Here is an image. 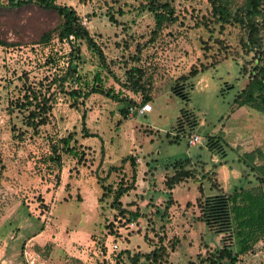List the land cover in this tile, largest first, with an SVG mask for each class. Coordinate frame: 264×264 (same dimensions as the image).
<instances>
[{"label":"rangeland","instance_id":"374dc122","mask_svg":"<svg viewBox=\"0 0 264 264\" xmlns=\"http://www.w3.org/2000/svg\"><path fill=\"white\" fill-rule=\"evenodd\" d=\"M56 3L74 10L104 56L103 66L81 45L77 69L82 81L91 84L97 74L105 88L138 104L140 94L126 91L120 83L125 71L139 68L151 111L135 115L136 111L123 120L121 105L109 99L91 95L83 106L75 108L66 95L58 94L47 125L35 132L25 128V113L14 107V102L21 98L25 85L35 86L62 71L69 49L55 39L47 46L29 44L41 31L57 24L54 14L35 8L0 9V42L15 44H0V264H120L116 262L120 251L147 253L156 237L164 245L177 241L173 251L167 249L163 264H199V257H205L206 252L220 248L223 242H234L212 233L198 220L195 200L199 185L204 195L213 194L211 181L225 193L239 187L264 192V185L255 180L258 163L245 158L254 149L264 154V115L232 105L247 83L240 67L251 59L238 46V30L231 26L221 30L209 25L210 31L196 27L208 14V5L173 0L177 22L148 43L153 21L140 0ZM215 39L224 41L229 51H237L241 58H228L179 84L187 101L174 97L171 89L176 80L191 66L209 63V56L218 52L216 48L203 50ZM47 55L54 60L48 66L44 64ZM83 109L86 128L96 138L81 137ZM183 110L196 121L192 132L188 131L191 117L184 119ZM179 127L184 134L176 132ZM71 132L75 133L71 145L81 160L62 156L57 173L45 162L49 143ZM189 133L200 139L195 146H187ZM207 135L220 139L225 158L220 157V151L206 149ZM127 156L134 159L135 188L120 202L124 211L136 217L119 215L109 206L111 196L104 197L100 188L113 189L121 177H130L129 163L120 167ZM185 159L192 161L198 175L168 191L165 178L172 175L174 162ZM199 162L205 165L203 171L197 167ZM110 167L117 170L109 172ZM202 174L209 181L202 179ZM168 193L171 203L167 206ZM123 261L127 264L124 257ZM236 264H264V237L239 256Z\"/></svg>","mask_w":264,"mask_h":264},{"label":"trees","instance_id":"16d2710c","mask_svg":"<svg viewBox=\"0 0 264 264\" xmlns=\"http://www.w3.org/2000/svg\"><path fill=\"white\" fill-rule=\"evenodd\" d=\"M0 9L6 12H15L22 9L35 8L44 13H52L57 18V24L51 29L41 31L29 44L47 46L52 39L58 44L66 43L68 46L66 66L57 74H52L38 82L35 86L25 85L20 99L14 102V107L24 112L22 123L25 128L31 131H37L48 123L52 104L55 102L58 94L66 95L72 101V107L83 106L84 101L91 95H98L120 104L119 115L121 119L126 120L129 115V109L138 108L135 115L139 113L140 108L151 101L148 95L149 91L141 83L142 71L133 67L124 72V82L120 86L128 92L139 93L140 103L122 97L119 92H114L112 88H105L96 74L91 84L82 81L78 74L81 55L80 47L85 45L86 49L94 53L99 62L104 66V56L88 33L87 29L81 24L79 17L70 7L57 4V0H3ZM205 2L209 11L205 17H201L196 27L202 26L205 30L209 25H216L221 30L225 26H231L238 30V46L243 55H251L250 61H245L240 67L241 76L247 77V83L235 96L232 101L233 108L245 106L264 115V0H239V3H233L231 0H196ZM173 0H140V6L152 18L153 30L149 34L148 43L155 41L163 28L167 25L177 22ZM121 14V13H120ZM109 20H113L109 17ZM69 37L72 39L70 40ZM7 47L14 46V43H3ZM216 48L217 53L210 55L211 60L207 64H200L198 67L191 66L186 75L180 76L172 87V95L180 100L187 101L188 98L182 91V84L189 79L197 77L200 73L214 68L217 64L226 61L228 58H241L237 51H229L228 45L220 39H215L213 45L208 47L204 45L203 50ZM214 56V57H213ZM50 55H47L44 64L48 66L53 63ZM181 84V85H179ZM186 110L180 114L184 119L191 117L188 124V131L196 127V121L193 120V114ZM86 111L83 109L80 116L81 137L96 138L90 133L85 125ZM176 129V132L184 134L183 129ZM190 135V133L188 134ZM75 133H68L65 137L49 143V152L45 157L47 166H51L60 172L62 156L81 160V155L75 149L71 142H74ZM188 137V136H187ZM178 138L176 133L174 140ZM206 149L208 151L219 152L221 158H225V153L219 145L220 139L213 136H206ZM249 161H256L258 176L255 180L259 186L264 185V154L260 149H254L245 154ZM129 163L130 177L124 179V176L116 184L115 188L103 187L102 195L111 196L110 207L118 214L136 217L137 215L124 211L121 207L120 199L129 191L135 188V164L130 156L124 157L120 161V167ZM222 165V163H219ZM204 164L198 163L197 167L203 171ZM255 168V169H256ZM115 167H110L109 172L116 171ZM199 171L192 165L190 159L176 161L172 165V175L165 178L164 184L168 191L186 180H195ZM207 179L205 174L200 176ZM58 180V176H57ZM209 181V180H208ZM58 184V183H56ZM209 190L213 192L210 195H204L202 187L198 186L199 196L195 200L196 208L199 212L198 220L204 226L216 235H224L229 241L220 248H215L206 252V256L199 257V264H236L238 257L249 252L253 245L264 237V192L261 188L254 191H244L241 187L234 188L232 193L223 192L218 185L211 181ZM170 205V193L167 195ZM41 208L43 205L40 204ZM157 242L147 253H131L128 250L120 251L116 255V262L122 264L123 257L127 264H163L168 251L174 250L177 241L171 243H162L160 237H156ZM222 241H224L222 239ZM226 241V240H225ZM122 262V263H121ZM124 264V263H123ZM192 264V263H190Z\"/></svg>","mask_w":264,"mask_h":264},{"label":"built area","instance_id":"2783aa9c","mask_svg":"<svg viewBox=\"0 0 264 264\" xmlns=\"http://www.w3.org/2000/svg\"><path fill=\"white\" fill-rule=\"evenodd\" d=\"M82 25H84V23H82ZM69 39L71 40L72 38L69 37ZM137 109L136 108H131L129 109V115L133 114L134 112H136ZM151 111V107L149 105V103L147 104H144L141 108H140V111L139 113H148ZM200 141L199 137L194 135V134H191L187 137V146L189 147H192V146H195L196 144H198Z\"/></svg>","mask_w":264,"mask_h":264}]
</instances>
